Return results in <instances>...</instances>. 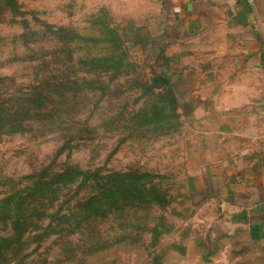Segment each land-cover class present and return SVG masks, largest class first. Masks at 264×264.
Wrapping results in <instances>:
<instances>
[{"label":"rangeland","instance_id":"rangeland-1","mask_svg":"<svg viewBox=\"0 0 264 264\" xmlns=\"http://www.w3.org/2000/svg\"><path fill=\"white\" fill-rule=\"evenodd\" d=\"M5 1L0 264H262L193 190L195 126L105 0Z\"/></svg>","mask_w":264,"mask_h":264},{"label":"crops","instance_id":"crops-1","mask_svg":"<svg viewBox=\"0 0 264 264\" xmlns=\"http://www.w3.org/2000/svg\"><path fill=\"white\" fill-rule=\"evenodd\" d=\"M122 38L165 64L195 126L192 188L264 264V0H105Z\"/></svg>","mask_w":264,"mask_h":264},{"label":"trees","instance_id":"trees-1","mask_svg":"<svg viewBox=\"0 0 264 264\" xmlns=\"http://www.w3.org/2000/svg\"><path fill=\"white\" fill-rule=\"evenodd\" d=\"M1 2H3V0H0V4H1ZM5 2H6V3H7V2L10 3V0H6ZM87 177H90V176H87ZM133 188H134L133 186L130 187V189L127 190V194H129V195H133V193H132Z\"/></svg>","mask_w":264,"mask_h":264}]
</instances>
